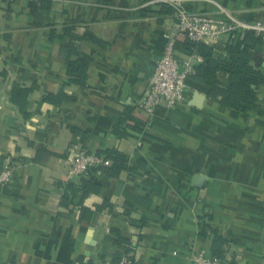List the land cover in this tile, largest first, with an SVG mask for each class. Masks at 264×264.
Instances as JSON below:
<instances>
[{
    "label": "crops",
    "instance_id": "0c3cea01",
    "mask_svg": "<svg viewBox=\"0 0 264 264\" xmlns=\"http://www.w3.org/2000/svg\"><path fill=\"white\" fill-rule=\"evenodd\" d=\"M150 1L0 0V169L15 168L0 190V264H103L131 246L133 264H194L214 246L228 264H264V44L252 52L254 109L225 105L193 74L186 100L148 115L137 104L175 21ZM184 6L264 23V0ZM71 44L89 61L80 83ZM72 147L118 151L126 166L106 161L65 198Z\"/></svg>",
    "mask_w": 264,
    "mask_h": 264
},
{
    "label": "built area",
    "instance_id": "2783aa9c",
    "mask_svg": "<svg viewBox=\"0 0 264 264\" xmlns=\"http://www.w3.org/2000/svg\"><path fill=\"white\" fill-rule=\"evenodd\" d=\"M150 3H164L175 9V21L167 33L168 41L161 57L157 60L153 73L148 81L145 96L138 102L139 109L148 115H154L161 103L174 107L183 102L188 96L187 79L196 73V62L203 58L193 52L184 58L176 54L177 39L184 35L194 42H202L216 46L222 42L231 43L240 31L251 30L261 37L264 42V23L245 22L221 7L217 15L206 12H193L184 6V0H151ZM70 165L67 173V182L75 183L85 179L90 169L104 164V158L85 148L72 147L70 149ZM14 167L6 166L0 169V190L9 186L13 180ZM125 252L118 261H106L103 264H133L132 253ZM194 264H228L218 257H211L200 251L191 255Z\"/></svg>",
    "mask_w": 264,
    "mask_h": 264
},
{
    "label": "trees",
    "instance_id": "16d2710c",
    "mask_svg": "<svg viewBox=\"0 0 264 264\" xmlns=\"http://www.w3.org/2000/svg\"><path fill=\"white\" fill-rule=\"evenodd\" d=\"M264 44L263 40L254 31L244 30L236 34L234 40L231 43L225 42L222 53L216 46H210L202 42H194L189 39L186 40V50L188 53H197L203 60L196 65V73L198 76L203 77L211 86V94L221 98L223 103L227 106L235 107L240 111H247L254 109L257 105V92L256 87L259 84V73L255 66L252 65L253 50ZM68 52V65L69 76L74 82H82L85 73L86 66L88 65V59L85 57L74 58L75 49L71 45L67 49ZM225 71L228 73V80L221 82L216 74L218 71ZM19 85H15L13 88V94H16L18 99L21 94L25 93ZM130 111L127 110L125 119H133L137 122L138 126H143V122L136 119L134 116H130ZM124 118V117H123ZM140 124V125H139ZM122 121L119 122L118 128L120 129ZM123 129V128H122ZM104 158V164L108 160H112L119 168L126 166V156L115 150H107L104 154H100ZM104 164L93 167L90 169H98L104 166ZM86 179H81L80 182L69 183L66 186L65 198L74 196L80 189V185ZM214 251L217 257H220L216 247ZM132 260H133V256ZM85 264H91L89 262Z\"/></svg>",
    "mask_w": 264,
    "mask_h": 264
},
{
    "label": "water",
    "instance_id": "95a60500",
    "mask_svg": "<svg viewBox=\"0 0 264 264\" xmlns=\"http://www.w3.org/2000/svg\"><path fill=\"white\" fill-rule=\"evenodd\" d=\"M204 96H202L199 92H195V94H194V98H195V101H197L196 102V105L197 106H200L201 104V100H203L204 98H203Z\"/></svg>",
    "mask_w": 264,
    "mask_h": 264
}]
</instances>
